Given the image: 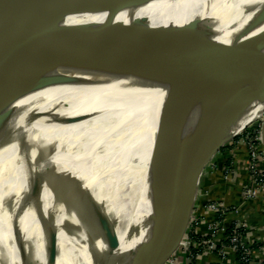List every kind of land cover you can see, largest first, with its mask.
<instances>
[{
  "label": "bare ground",
  "instance_id": "6f19581e",
  "mask_svg": "<svg viewBox=\"0 0 264 264\" xmlns=\"http://www.w3.org/2000/svg\"><path fill=\"white\" fill-rule=\"evenodd\" d=\"M195 18H207L212 24L210 40L193 65L201 75L195 79L192 70L188 79L185 74L180 77L177 92L186 102L182 117L170 133L153 143L181 109L169 92L159 110L145 160L152 180L147 201L145 142L138 140L134 126L129 123L122 128L121 123L131 107L140 109L144 104L136 93L159 57L153 51L163 46L161 56L169 41ZM77 21L103 29L67 65L66 72L84 60L76 86H57L20 100L14 127L24 126L32 113L39 117L25 127L21 141L0 149V264H117L120 252L143 239L142 234L129 239L126 226L137 218L139 209L143 220L147 218L152 225L162 205L178 193L175 168L159 160L151 147L179 167L186 142L214 106L235 89L264 81V0H134L124 4L107 0L96 17ZM116 24L130 29L127 39L132 44L120 45L118 50L123 51L116 57L108 56V50L94 56L93 49L108 43ZM134 25L145 30L138 32ZM263 108L264 103L247 108L229 124L219 143L237 136ZM56 118L71 122L51 121ZM48 148H54L51 156L47 152L43 156L41 151ZM47 166L54 167L56 175L40 186L36 178L48 176L42 174ZM64 174L78 186L79 195L73 194L72 187L63 188L61 178L56 180ZM52 183L58 185L54 193ZM70 203L80 205L71 210ZM101 209L115 224L117 251H112L113 242L104 236ZM49 239L53 243L50 252ZM185 244L186 237L179 247Z\"/></svg>",
  "mask_w": 264,
  "mask_h": 264
},
{
  "label": "water",
  "instance_id": "95a60500",
  "mask_svg": "<svg viewBox=\"0 0 264 264\" xmlns=\"http://www.w3.org/2000/svg\"><path fill=\"white\" fill-rule=\"evenodd\" d=\"M132 1L134 0H121V4ZM106 2L107 0H0V149L21 141L27 133L25 127H29L39 117V114L32 113L24 121V126L14 127L16 115L20 110L17 103L20 100L57 86H76L84 60L81 59L66 72L67 65L83 44L100 34L103 29L101 26L77 20L81 17H96ZM117 25L110 30L108 43L93 49L94 56L98 57L108 50V56L116 57L118 52L123 51L118 50L120 45L124 46L125 41L132 44L127 39L130 29L122 30ZM137 29L138 32L144 31L145 27ZM211 32L212 24L209 19L195 18L181 28L178 37L169 39L170 45L161 56L159 52L163 46L153 51V56L159 57L142 88L136 93V98L144 101V104L140 109L131 107L121 123L122 128L129 123L134 126L136 134L140 136L138 140L142 139L143 144L145 142L142 158L144 196L147 201L151 197L152 180L149 162L145 160L156 117L167 94L171 92L180 106V114L169 126L156 134L153 143L170 133L179 123L186 102L177 92L178 81L183 74L189 78L197 55L210 40ZM261 67H264V62ZM193 71V77L199 78L201 70ZM261 103H264V81L248 88L235 89L222 99L192 132L183 149L179 167L174 165L167 154L151 147L159 160L175 168L178 193L162 205L152 225L147 218L143 220V210L139 209L137 218L126 226L129 239H135L141 234L140 238L143 239L125 252H120L115 257L117 264H164L177 253L187 235L202 174L223 144L230 140L219 143L221 135L237 116L252 105ZM51 121L57 123L60 119ZM70 122L69 119L59 123ZM259 129L264 147V116ZM124 135L123 133V143L128 147L129 141H124ZM43 150V156L45 152L51 156L54 148ZM40 163L43 165L42 161ZM42 172L48 176L44 178L40 175L36 178L40 186L50 182L56 175L52 166H47ZM60 178L65 185L63 188L72 187L73 194L79 195L78 186H73L66 174L56 180ZM56 191L55 188L51 190L53 193ZM141 194L143 195V192ZM79 205L74 203L70 209L74 210ZM101 222L104 225V236L113 242L112 251L119 250L120 242L115 224L103 209ZM50 239L49 252L53 247Z\"/></svg>",
  "mask_w": 264,
  "mask_h": 264
},
{
  "label": "crops",
  "instance_id": "0c3cea01",
  "mask_svg": "<svg viewBox=\"0 0 264 264\" xmlns=\"http://www.w3.org/2000/svg\"><path fill=\"white\" fill-rule=\"evenodd\" d=\"M237 144L238 147L229 148L223 155L218 154L212 160L213 164L210 162L211 166L208 165L205 168L200 180L198 201L200 205H204V200L207 199V201L221 203L225 208H228L225 224L231 225L234 222H239L244 226L245 242L251 245L253 260L261 261L260 264H264L262 263L263 254L260 255V252L264 251V198L261 195L253 199L245 196L244 188L249 184V176L246 171L247 153L242 145ZM227 157H229L228 160H226ZM223 162L229 163L225 179L221 177V172H218V168L223 165ZM257 167L261 173H264V158H259ZM195 213L202 215L203 211L199 208L195 210ZM200 231L205 232V225L200 228ZM175 255L177 258V253ZM178 258L180 264H220V257L215 253L205 252L197 261L193 262H187L182 253L178 254ZM223 259L224 264H236V256L229 249H226Z\"/></svg>",
  "mask_w": 264,
  "mask_h": 264
},
{
  "label": "built area",
  "instance_id": "2783aa9c",
  "mask_svg": "<svg viewBox=\"0 0 264 264\" xmlns=\"http://www.w3.org/2000/svg\"><path fill=\"white\" fill-rule=\"evenodd\" d=\"M237 143L245 146L247 150L246 171L249 176V186L245 188V196L253 199L261 195L264 198V173H261L257 167L259 158H261L260 155L264 158V147L261 139L256 137L254 145L250 134L247 130H244L240 133ZM198 195L187 230L186 244L178 249L177 258L174 255L164 264H180L178 254L181 253L187 262L197 261L205 252L217 254L220 257L219 263L224 264L223 257L226 249L231 250L235 256L237 255L236 264H260L261 261L255 262L253 260L251 245L245 242L244 226L241 223H232L231 234L228 237L226 236L225 215L229 211L228 208H225L221 203L207 201V199L204 200V205H200ZM199 208L203 211L202 215L195 213V210ZM203 225H205L204 233L200 231ZM193 234H196V237H191ZM225 242H228V244L226 245ZM260 255L263 256L262 263H264V251L260 252Z\"/></svg>",
  "mask_w": 264,
  "mask_h": 264
},
{
  "label": "rangeland",
  "instance_id": "374dc122",
  "mask_svg": "<svg viewBox=\"0 0 264 264\" xmlns=\"http://www.w3.org/2000/svg\"><path fill=\"white\" fill-rule=\"evenodd\" d=\"M263 116H264V108L263 109H259L258 111H257V113L255 114V116H254V118L248 123V125H246L244 128V130H247L248 131V133L250 134V136H251V141L254 143V145H255V143H256V137L258 138V139H261L260 137V129H259V127H260V125H261V120H262V118H263ZM256 126V128H254ZM247 127V128H246ZM240 131V130H239ZM246 132V131H245ZM240 133H242V132H238V135H237V137H234V138H232V139H230V140H228L227 142H225L224 144H223V146L219 149V151H218V153H217V155L216 156H218V154H220V155H223V153H225V151L226 150H228L229 148H236V147H238V144H237V139H238V137H239V135H240ZM244 147V149H245V146H243ZM243 147H241V148H243ZM248 147V146H247ZM246 150V149H245ZM247 151V150H246ZM230 156V154H227V156ZM215 156V157H216ZM260 157L262 158L263 156L262 155H260ZM229 159V157H227V159L226 160H228ZM225 160V161H226ZM211 164H213V161H211ZM209 166H211V165H209ZM217 171V170H216ZM227 165H226V163H224L223 162V165H221V167L220 168H218V172L220 173V175H221V177L223 178V179H225L226 178V176H227ZM54 185V188L55 187H57L58 185L56 184V183H54L53 184ZM249 186V184L247 185V187ZM200 187V186H199ZM246 187V188H247ZM243 188V187H242ZM241 188V189H242ZM56 189V188H55ZM245 189V188H244ZM72 202H74V201H72ZM70 205H73L74 206V203H70ZM91 228V227H90ZM19 264H33V263H31V262H28V261H23V262H21V263H19Z\"/></svg>",
  "mask_w": 264,
  "mask_h": 264
},
{
  "label": "trees",
  "instance_id": "16d2710c",
  "mask_svg": "<svg viewBox=\"0 0 264 264\" xmlns=\"http://www.w3.org/2000/svg\"><path fill=\"white\" fill-rule=\"evenodd\" d=\"M228 162L226 163V165L228 166ZM218 217V216H217ZM216 217V218H217ZM226 225V224H225ZM226 228H227V231H226V236L228 237L230 234H231V230H232V226L231 225H226ZM243 232V231H241ZM191 237H196V234H193V236L191 235ZM226 245L228 244V242H225ZM236 258H237V255H236Z\"/></svg>",
  "mask_w": 264,
  "mask_h": 264
}]
</instances>
